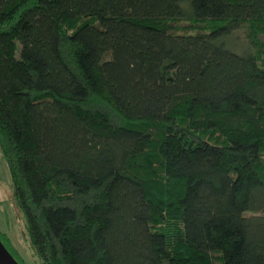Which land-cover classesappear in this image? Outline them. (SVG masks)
Wrapping results in <instances>:
<instances>
[{
	"label": "trees",
	"instance_id": "trees-1",
	"mask_svg": "<svg viewBox=\"0 0 264 264\" xmlns=\"http://www.w3.org/2000/svg\"><path fill=\"white\" fill-rule=\"evenodd\" d=\"M0 151L42 264H264V0H0Z\"/></svg>",
	"mask_w": 264,
	"mask_h": 264
},
{
	"label": "rangeland",
	"instance_id": "rangeland-1",
	"mask_svg": "<svg viewBox=\"0 0 264 264\" xmlns=\"http://www.w3.org/2000/svg\"><path fill=\"white\" fill-rule=\"evenodd\" d=\"M0 233H7L22 264H42L31 248L25 215L17 205L6 160L0 151Z\"/></svg>",
	"mask_w": 264,
	"mask_h": 264
},
{
	"label": "water",
	"instance_id": "water-1",
	"mask_svg": "<svg viewBox=\"0 0 264 264\" xmlns=\"http://www.w3.org/2000/svg\"><path fill=\"white\" fill-rule=\"evenodd\" d=\"M0 264H20L8 251L0 239Z\"/></svg>",
	"mask_w": 264,
	"mask_h": 264
},
{
	"label": "bare ground",
	"instance_id": "bare-ground-1",
	"mask_svg": "<svg viewBox=\"0 0 264 264\" xmlns=\"http://www.w3.org/2000/svg\"><path fill=\"white\" fill-rule=\"evenodd\" d=\"M12 255V254H11Z\"/></svg>",
	"mask_w": 264,
	"mask_h": 264
}]
</instances>
